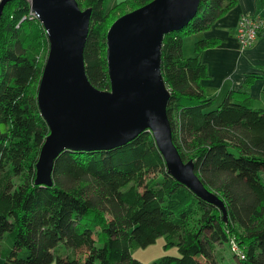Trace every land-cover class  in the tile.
I'll list each match as a JSON object with an SVG mask.
<instances>
[{
	"label": "trees",
	"instance_id": "obj_1",
	"mask_svg": "<svg viewBox=\"0 0 264 264\" xmlns=\"http://www.w3.org/2000/svg\"><path fill=\"white\" fill-rule=\"evenodd\" d=\"M1 1V0H0ZM91 8L83 51L85 73L109 88L106 32L122 14L151 0H76ZM236 0H200L188 24L163 37L160 70L170 91L172 140L192 160L220 209L171 176L149 131L109 150L61 152L52 185L34 183L35 164L49 133L36 91L48 51L47 34L29 0H8L0 16V258L1 264H145L130 250L163 236L165 255L149 264H218L216 245L235 243L236 264H264V110L245 91L213 96L201 54L216 39H200L185 57V35L208 29ZM115 11L119 15L112 18ZM264 18V12L262 14ZM247 80V79H246ZM245 80V81H246ZM248 83V80L244 83ZM3 242V244H2ZM5 244V245H4ZM68 252H67V251Z\"/></svg>",
	"mask_w": 264,
	"mask_h": 264
},
{
	"label": "water",
	"instance_id": "obj_2",
	"mask_svg": "<svg viewBox=\"0 0 264 264\" xmlns=\"http://www.w3.org/2000/svg\"><path fill=\"white\" fill-rule=\"evenodd\" d=\"M7 1H0V16ZM29 2L48 42L36 101L49 133L35 164L34 183L52 185L54 161L65 150H109L149 131L167 172L216 205L226 221L223 201L205 188L194 162L183 161L173 143L166 112L170 91L160 70L164 35L185 27L200 0H151L117 17L106 32V90L94 87L85 73L91 8L81 9L76 0Z\"/></svg>",
	"mask_w": 264,
	"mask_h": 264
},
{
	"label": "crops",
	"instance_id": "obj_3",
	"mask_svg": "<svg viewBox=\"0 0 264 264\" xmlns=\"http://www.w3.org/2000/svg\"><path fill=\"white\" fill-rule=\"evenodd\" d=\"M263 12L264 0H236L235 5L208 29L183 38L182 53L185 57L195 54L197 40L212 38L218 41L201 54V61L207 70V76L201 80V84L206 94L215 100L221 99L230 90H242L252 99L255 107L264 110V102L257 106V101L264 100V36H258L246 48L241 47L237 37L240 15L262 16ZM246 79L248 83L245 85ZM259 177L264 184V171L259 173Z\"/></svg>",
	"mask_w": 264,
	"mask_h": 264
},
{
	"label": "rangeland",
	"instance_id": "obj_4",
	"mask_svg": "<svg viewBox=\"0 0 264 264\" xmlns=\"http://www.w3.org/2000/svg\"><path fill=\"white\" fill-rule=\"evenodd\" d=\"M116 1L120 2L121 0H108L106 5L112 6L111 3L116 2ZM130 7H131V5L129 7H126V10L127 11L131 10ZM119 13H120V11H115L111 17L114 18L116 15H119ZM186 37H189V36H185L183 38H186ZM189 56H191V55H189ZM221 100L222 99H219V100L214 99L212 106H211V109H213L217 105H219ZM261 102H264V100L263 101H257V106L261 105ZM2 244H3V242H2ZM216 246H217L216 249H218V251H219V253H217L218 264H236V257H234V255H233L234 252L231 251L230 245L228 242L222 243L221 246H218V245H216ZM130 253L134 258L138 259L139 261H141L145 264H149L152 261L157 260L160 257L165 256V255H171V256H177L178 255V252H177V249L175 246L168 247L167 249H165L163 236L158 237L154 243H151L145 247H138V248L131 249ZM51 264H55V263L52 262Z\"/></svg>",
	"mask_w": 264,
	"mask_h": 264
},
{
	"label": "built area",
	"instance_id": "obj_5",
	"mask_svg": "<svg viewBox=\"0 0 264 264\" xmlns=\"http://www.w3.org/2000/svg\"><path fill=\"white\" fill-rule=\"evenodd\" d=\"M31 15L35 17L32 12ZM258 36H264V18L262 16L240 15L237 23V37L241 47L251 46ZM230 249L240 257L243 256L235 243L231 242Z\"/></svg>",
	"mask_w": 264,
	"mask_h": 264
}]
</instances>
